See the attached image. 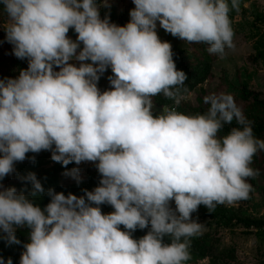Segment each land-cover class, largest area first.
Segmentation results:
<instances>
[{
	"label": "clouds",
	"instance_id": "clouds-1",
	"mask_svg": "<svg viewBox=\"0 0 264 264\" xmlns=\"http://www.w3.org/2000/svg\"><path fill=\"white\" fill-rule=\"evenodd\" d=\"M133 3L130 21L120 26L101 18L97 0H0L6 40L17 58L28 59L17 78L0 79V180L27 153L42 150L65 166L98 161L103 177L80 197L49 189L43 209L0 184V231L19 243L17 228L31 229L20 264H185L190 238L204 231L192 213L250 196L247 181L257 174L250 164L264 140L254 137L231 94L205 96V114L152 111V97L163 94L179 106L188 92L157 22L224 58L236 47L229 12L240 11V0H231V9L228 0ZM109 66L112 89L101 92L97 84ZM234 119L242 127L219 137ZM26 179L33 196L44 191L34 173ZM105 203L114 211L104 214ZM0 264L13 261L0 257Z\"/></svg>",
	"mask_w": 264,
	"mask_h": 264
},
{
	"label": "rangeland",
	"instance_id": "rangeland-1",
	"mask_svg": "<svg viewBox=\"0 0 264 264\" xmlns=\"http://www.w3.org/2000/svg\"><path fill=\"white\" fill-rule=\"evenodd\" d=\"M100 5L101 18L109 17L111 23L119 25L123 21H130V11L135 8L133 0H97ZM231 9V0H228ZM247 5V7H245ZM232 28L234 30L235 50H227L226 56L221 58L217 54L210 53L209 63L205 61L211 68L208 77L204 82L199 84L194 91L186 95V99L181 101L184 106H187L191 111L190 116L200 114L201 110H208L210 105L204 103V97L210 94L226 93L231 94L237 106L241 109L243 116L245 112L248 114V109L255 106L254 97L258 96L264 101V0H240V11L236 12L231 9L229 12ZM7 23L6 14L3 12V5H0V76L8 73H16V62L20 60L13 53V45L6 40V32L4 26ZM157 32L163 41L170 42L172 51L177 54H185L186 50L193 56L204 59L208 53V45L204 43H188L178 37L172 36L159 26L157 22ZM68 36L72 40H76L78 34L74 29H70ZM83 45L81 44V49ZM78 49V52L81 50ZM27 59V58H25ZM79 67V61H70ZM91 63V61H87ZM10 72H7L9 71ZM59 71L57 67L55 69ZM109 75L113 72L111 67L101 75L98 81L99 89L106 91L111 90ZM5 77V76H4ZM247 85L250 96L244 97L243 87ZM153 100V99H152ZM158 109L153 102V110ZM219 137H223L218 132ZM54 147V146H53ZM51 150H42L39 153L29 152L26 154L24 161L15 163V171L8 175L11 183L27 181L26 177L30 173L36 174L42 167H47L55 163L52 158ZM261 166L259 167L260 183L264 184V155H259ZM98 161H83L80 164L73 166L72 169H79L76 176H63L66 182H74L84 178L89 174H97L101 178L97 168ZM3 186L6 183H0ZM94 190V189H93ZM230 209L242 210L248 215L264 218V196L256 190L250 192V196L246 200H240L233 204L224 203ZM171 207L175 209L174 200L171 202ZM196 212L192 213V219L198 223L204 224V231L209 230L205 220L195 216ZM31 229L18 227L15 235L19 243H16L17 248H21L23 244L29 242ZM218 236L222 237L223 243L230 246L235 251V258L222 261V264H264V228H247L243 225H238L233 228L222 227L218 231ZM3 242L8 241L7 234L0 231ZM21 258V257H20ZM20 260V259H19ZM20 264V261L17 262ZM194 264H210L209 259L198 261Z\"/></svg>",
	"mask_w": 264,
	"mask_h": 264
},
{
	"label": "trees",
	"instance_id": "trees-1",
	"mask_svg": "<svg viewBox=\"0 0 264 264\" xmlns=\"http://www.w3.org/2000/svg\"><path fill=\"white\" fill-rule=\"evenodd\" d=\"M2 6V4H0ZM129 21H123L119 25L124 26ZM161 39V37H160ZM162 40V39H161ZM163 41V40H162ZM173 52V59L176 63V67L178 70H183L187 75V80L185 81L184 88H187L188 92L185 95H188L190 92L194 91V89L205 81L210 72V66L207 63L210 61V53L208 52L204 59H199L193 56L186 50L185 54H177L175 51ZM17 69H19L15 74L8 73L0 76V79L6 78H17L22 70L28 68V59H20L16 62ZM7 72H10L7 71ZM5 76V77H4ZM109 75V77H113ZM98 86V84H97ZM99 88V86H98ZM101 92L103 90L100 89ZM183 91V89H182ZM244 97L248 98L250 96V92L248 91V87L245 84L243 87ZM153 102L155 103L158 109L153 111L154 115H159L162 113L163 108L165 106L169 108L175 107L176 110L180 113L190 115L191 111L187 106H184L181 102L179 106H176L173 99L166 98L163 94H159L157 96L152 97ZM255 106L248 109V114L245 112V122L250 123L254 137L259 140H264V101L260 100L258 96L254 97ZM206 110H201L200 114H205ZM233 127H242L239 125L237 121L234 119L229 124H224V126L219 130V133L222 136L228 135L230 130ZM260 153L264 155V150H258L252 158V162L250 167L257 173L253 177L248 178V183L251 184L252 190H256L259 194L264 196V184L260 183V172L259 167L261 166L260 161ZM76 163H69L67 166L63 165L62 162H55L50 166L42 167L37 172L36 178L41 182L44 191L36 193L33 196V185L31 181L27 180L24 182L11 183L9 181V177L6 176L3 180H0V183L4 184V187L10 188L15 187L18 192H23L26 196L29 197L35 204H38L42 209L46 207L48 203H50L51 198L48 196V190L54 189L55 192L60 193L63 192L65 195L69 193L76 195L77 197L84 196L85 190L93 191L97 186H100L101 177L97 174H89L84 178L74 181V182H66L63 180V176L66 172H68ZM95 206V205H93ZM100 208L104 214H109L114 211V208L105 203L100 205ZM195 216L201 217L202 220H205L207 228L209 230L203 231L202 235H197L190 238V256L191 258L185 262V264H194L198 261L209 259L210 264H222V261H226L229 259L235 258V251L230 247L225 245L222 241V237L218 236L217 231L222 227L233 228L238 225H243L247 228L255 227V228H264V218H258L251 215H248L244 211L234 210L226 207L224 204H216L214 208L208 209L206 206L201 204L198 207V210L195 211ZM150 225L148 228L139 229L133 233L134 239H140L150 230ZM25 229H29L27 226H24ZM121 230H124V226H120ZM2 235L0 234V257H3L5 261L8 258H11L13 264H17L19 262L20 257L23 253L24 244L21 248H17L15 246L16 243H9L8 241L3 242ZM165 243H170V237L164 238Z\"/></svg>",
	"mask_w": 264,
	"mask_h": 264
}]
</instances>
